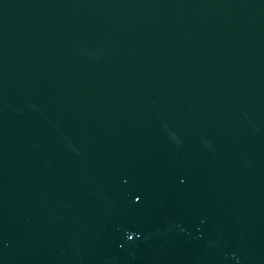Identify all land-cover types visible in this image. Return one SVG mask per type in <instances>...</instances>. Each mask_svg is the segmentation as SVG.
I'll return each instance as SVG.
<instances>
[{
  "label": "water",
  "instance_id": "water-1",
  "mask_svg": "<svg viewBox=\"0 0 264 264\" xmlns=\"http://www.w3.org/2000/svg\"><path fill=\"white\" fill-rule=\"evenodd\" d=\"M0 264H264V0H0Z\"/></svg>",
  "mask_w": 264,
  "mask_h": 264
}]
</instances>
